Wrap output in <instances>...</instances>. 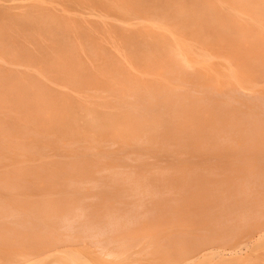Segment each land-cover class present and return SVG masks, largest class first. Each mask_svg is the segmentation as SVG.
<instances>
[{
    "label": "rangeland",
    "instance_id": "1",
    "mask_svg": "<svg viewBox=\"0 0 264 264\" xmlns=\"http://www.w3.org/2000/svg\"><path fill=\"white\" fill-rule=\"evenodd\" d=\"M254 223L264 0H0V264H264L193 253Z\"/></svg>",
    "mask_w": 264,
    "mask_h": 264
},
{
    "label": "bare ground",
    "instance_id": "2",
    "mask_svg": "<svg viewBox=\"0 0 264 264\" xmlns=\"http://www.w3.org/2000/svg\"><path fill=\"white\" fill-rule=\"evenodd\" d=\"M226 2H227V0H226ZM210 15L216 16V15H218V13H217L216 10L215 11H208V12H204L203 13V16H210ZM253 225H255V226L253 228L250 226V228L248 229V231L241 238H238L236 240H232L233 242L228 240L229 243L232 242L229 246H223L224 244L222 245V243L224 242V240L227 241V239H223L222 240V238H220V237L210 238L206 242H204L202 244H199L193 250L194 257L197 258L200 255H206V254H213V255H215V254L221 255L222 254L223 255V253H225V251L230 252V254H232V257H235L234 256L235 254H237L238 252H240L241 250H243V247L245 248L246 245L248 243H250V240L249 239H250L251 236L253 237V235H254V237H255V234L256 233L258 234V232L260 234L258 235L257 239H259V238H261V237L264 236V226H263L264 223H260V224H255L254 223ZM256 225H258V226H256ZM216 238H218V239H216ZM242 243L243 244H246V245L243 246ZM103 249H105V248H103ZM73 255L74 254L72 253V256L71 257H73L72 258L73 264H91L90 260L85 259L82 256L81 257H78V256H73ZM25 260H27V259H25ZM28 260H29V258H28ZM27 264H29V263H27Z\"/></svg>",
    "mask_w": 264,
    "mask_h": 264
}]
</instances>
